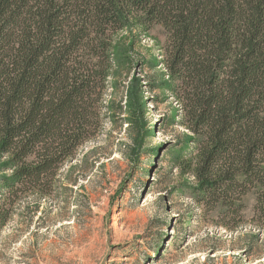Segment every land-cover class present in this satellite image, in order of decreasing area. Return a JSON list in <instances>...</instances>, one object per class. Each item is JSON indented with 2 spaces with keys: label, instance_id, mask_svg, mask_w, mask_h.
<instances>
[{
  "label": "trees",
  "instance_id": "1",
  "mask_svg": "<svg viewBox=\"0 0 264 264\" xmlns=\"http://www.w3.org/2000/svg\"><path fill=\"white\" fill-rule=\"evenodd\" d=\"M133 21L165 30L161 87L188 133L178 161L195 178L194 201L238 230L253 193L249 222L263 230L264 0H0L3 221L76 199L118 150L108 127L129 118L111 95L114 41Z\"/></svg>",
  "mask_w": 264,
  "mask_h": 264
},
{
  "label": "rangeland",
  "instance_id": "2",
  "mask_svg": "<svg viewBox=\"0 0 264 264\" xmlns=\"http://www.w3.org/2000/svg\"><path fill=\"white\" fill-rule=\"evenodd\" d=\"M165 38L160 24L137 21L115 36L118 88L111 95L129 118L108 127L118 150L80 181L76 199L49 201L53 208L42 207L33 220L27 208L14 209L8 221L0 214V264H264V229L249 222L253 193L244 197L247 223L238 230L192 197L195 178L178 161L189 158L180 157L188 133L161 87L169 82Z\"/></svg>",
  "mask_w": 264,
  "mask_h": 264
}]
</instances>
